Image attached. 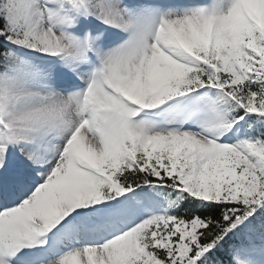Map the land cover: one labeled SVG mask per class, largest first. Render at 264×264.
<instances>
[{
  "label": "snow or ice",
  "instance_id": "obj_1",
  "mask_svg": "<svg viewBox=\"0 0 264 264\" xmlns=\"http://www.w3.org/2000/svg\"><path fill=\"white\" fill-rule=\"evenodd\" d=\"M0 264H264V0H0Z\"/></svg>",
  "mask_w": 264,
  "mask_h": 264
}]
</instances>
